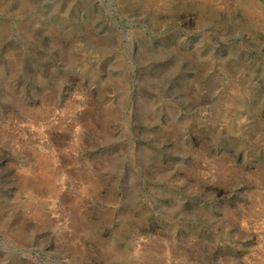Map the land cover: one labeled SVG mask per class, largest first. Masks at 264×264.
Listing matches in <instances>:
<instances>
[{"label":"rangeland","instance_id":"rangeland-1","mask_svg":"<svg viewBox=\"0 0 264 264\" xmlns=\"http://www.w3.org/2000/svg\"><path fill=\"white\" fill-rule=\"evenodd\" d=\"M0 264H264V0H0Z\"/></svg>","mask_w":264,"mask_h":264}]
</instances>
